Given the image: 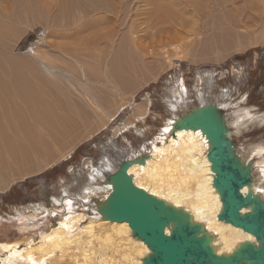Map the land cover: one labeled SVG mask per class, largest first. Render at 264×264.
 Wrapping results in <instances>:
<instances>
[{
    "label": "bare ground",
    "instance_id": "1",
    "mask_svg": "<svg viewBox=\"0 0 264 264\" xmlns=\"http://www.w3.org/2000/svg\"><path fill=\"white\" fill-rule=\"evenodd\" d=\"M155 2L157 0H57L51 6H48L47 0L0 2V163H3L6 154L16 159L42 151L49 144L47 137L53 132L64 133L70 120L77 116L81 121L101 114L111 118L110 106L113 108L117 105L118 108L122 104H131L132 98L122 92V82L127 81L123 76H134L135 72L143 71L147 60L142 57V64L131 63L123 67L120 63L123 58L122 40L128 38L124 36L120 41H116V38L120 37L122 28L126 26L124 19H128L125 15L128 4L133 3L135 12L132 15L135 16L139 13V7ZM167 2L157 4L152 10L154 16L148 15L150 11L147 8L141 14L146 15L142 21L151 31L144 29L145 34L138 35L136 42L132 41L131 45L142 56L148 51L142 42L158 31L149 27L151 22L173 19H180L182 23L184 21V17L172 9L178 4L173 3V0L169 4ZM187 5L198 6V2L188 0ZM15 7L22 10L10 14ZM174 15L177 17L172 18ZM50 17L57 28L54 35L71 39L73 46L53 40L50 42L46 39L47 35L44 40L40 39L49 46L48 51L34 47L26 51L30 55L37 53L38 57H34L33 61L5 56V40H13L19 34L21 24L33 23L35 19L50 20ZM136 21L137 17L128 20L130 35L138 26ZM257 22H260L259 27L264 32V18H257L251 23L256 26ZM242 26L247 27V24ZM84 38L90 39L88 47L82 42ZM100 43L103 45L100 46ZM111 52L112 58L108 61ZM178 93L179 90L175 88L172 95L167 97L171 109L179 105L175 99ZM197 98L198 105L210 101L201 93ZM148 102L149 99L144 97L142 102L133 104L129 116L115 126L114 134L143 118L148 112ZM221 104L222 101L219 102V108L222 109ZM188 111H183L181 116ZM246 117L243 114L230 121L224 115L230 138V126L237 128L246 121H253ZM176 118V114L168 118L161 132L150 141V152L144 163L134 162L128 167L127 173L132 176L134 184L189 212L193 221L201 223L213 237L217 254H228L245 240L255 242L252 234L217 218L222 204L212 185L214 173L207 159L208 140L200 129L171 131ZM263 149L254 146L236 154L243 162H247L261 155ZM105 165L111 168L109 161H105ZM90 169L89 181L80 186L78 193H74L76 198L68 195V189H62L61 195L52 197L53 205L62 204V216L52 225L46 226L37 237H28L23 245H19L18 239H6L7 235H3L0 253H5V256H0V264H143L142 258L150 250L142 240L132 236L128 223L102 219L96 212V204L107 197L111 186L105 181L99 183L96 180L95 176L101 180L104 178L100 170L94 167ZM113 170L114 167L110 171ZM251 177L250 188L261 199L264 198V156L252 162ZM0 187L6 188L8 184L0 181ZM247 190V186L241 188L242 193ZM74 201L86 208L84 212L74 209ZM45 206L40 203L30 207L33 211L26 213L23 218L26 217L31 225L23 224L17 228H35L48 222L47 214L53 215L55 209L52 207L47 210ZM246 210L242 208L241 212ZM39 216L45 219L37 222ZM165 232L167 234L169 228H165Z\"/></svg>",
    "mask_w": 264,
    "mask_h": 264
},
{
    "label": "rangeland",
    "instance_id": "2",
    "mask_svg": "<svg viewBox=\"0 0 264 264\" xmlns=\"http://www.w3.org/2000/svg\"><path fill=\"white\" fill-rule=\"evenodd\" d=\"M47 1L48 6H51L57 0ZM173 1L178 6L172 9L184 17L183 23L178 18L151 22L149 27L158 31L142 42L148 50L144 56L131 45L132 41L136 42L138 35L145 34L144 29L151 31L142 21L146 15L141 14L147 8L150 11L148 15L154 16L152 10L167 0H157L139 7V13L135 16L132 15L135 12L133 3H130L125 14L128 19L125 20L124 15L122 17L126 26L116 41L122 40L124 36L128 39L122 40L123 58L120 63L124 67L125 64H142V57L147 60L143 71L135 72L134 76H123L127 81L122 82V92L132 98L131 104H122L118 108L117 105L113 108L110 106L111 118L101 114L81 121L77 116L70 120L64 133H51L47 137L48 146L40 152L16 159L7 154L4 156L3 163H0V181L6 182L8 187H0V239L6 234V239H18L19 245H23L28 237H37L38 233L62 216V204L53 205L52 197L61 195L62 189H68V195L76 198L74 193H78L80 186L89 181V173L92 172L90 167L100 170L103 180L95 177L99 183H103L106 175L112 172L111 168L115 169L122 158L132 159L136 158V154H141L137 157L143 156L145 159L150 152V141L161 132L166 120L174 114L179 117L183 111H190L197 106L199 93L218 104V107L222 101L223 114L230 121L243 114L247 115V119L252 118L253 121H246L243 126H230L236 153L254 146L264 147V32L259 27L260 22L256 26L252 25L257 18H264V0H196L198 6L194 7L187 5L188 0ZM21 10L15 7L10 14ZM135 17L138 26L130 35L127 23ZM176 17L174 15L172 18ZM39 20L21 24L19 34L11 41L5 40V56L33 61L34 57H38L37 53L30 55L26 51L30 47L48 51L49 46L41 40L47 35L46 39L50 42L73 46L71 39L54 35L57 28L51 17L50 20ZM48 20L49 24L46 23ZM245 23L247 27L242 26ZM82 42L88 47L90 39L84 38ZM111 58L112 52L108 61ZM175 88L179 90L175 98L179 105L171 109L167 97L172 95ZM144 97L149 99L147 114L114 134L115 126L129 116L132 105L142 102ZM263 156L264 149L261 155L252 157L251 161ZM105 161H109L111 168H107ZM76 201L74 209L84 212L86 208ZM40 203L46 205L47 210L52 207L55 209L53 215L47 214L48 222L35 228H17L23 224L31 225L23 217L33 211L30 207ZM18 211L23 212L19 214ZM41 218L39 216L37 222L45 219L44 216ZM0 256L4 258L5 253Z\"/></svg>",
    "mask_w": 264,
    "mask_h": 264
},
{
    "label": "water",
    "instance_id": "3",
    "mask_svg": "<svg viewBox=\"0 0 264 264\" xmlns=\"http://www.w3.org/2000/svg\"><path fill=\"white\" fill-rule=\"evenodd\" d=\"M210 102L176 118L171 131L201 130L208 140L212 185L222 204L217 218L252 234L255 242L245 240L230 253L217 254L213 237L189 212L134 184L127 169L134 162L144 163L143 156L122 158L106 175L111 192L96 204V212L102 219L128 223L132 236L150 250L143 264H264V201L250 188L252 161L243 162L236 154L224 111ZM243 186L248 187L245 193Z\"/></svg>",
    "mask_w": 264,
    "mask_h": 264
}]
</instances>
